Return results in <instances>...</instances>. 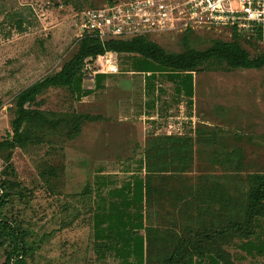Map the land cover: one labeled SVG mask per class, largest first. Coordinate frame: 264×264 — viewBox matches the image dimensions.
Returning a JSON list of instances; mask_svg holds the SVG:
<instances>
[{
  "label": "rangeland",
  "instance_id": "374dc122",
  "mask_svg": "<svg viewBox=\"0 0 264 264\" xmlns=\"http://www.w3.org/2000/svg\"><path fill=\"white\" fill-rule=\"evenodd\" d=\"M110 1L115 0H0V141L12 132L15 97L60 71L76 52L79 14ZM195 33L186 45L199 51L211 46L212 40L231 37L223 29ZM182 34H154L150 40L169 53H181L187 47ZM254 51L252 57L264 52V47L257 45ZM141 59L119 55V75H104L98 82L97 76L87 74L74 94L50 89L39 96L41 110L99 117L86 121L77 137L70 140L65 134H53L48 142L16 149L10 175L0 156V180L18 184L8 216L22 223L36 245L33 264H123L118 252L100 248L95 215L109 206L108 191L120 189L132 177L144 178L145 151L157 132L158 137L182 134L192 139L194 161L181 175L185 184L205 175L226 174L213 162V150H243L244 183L246 173L264 169V68L229 69L225 63L210 62L188 78L195 81L189 95L181 88L184 74L172 81L169 72L147 73L149 68L143 67L139 71L144 72H139L134 64ZM205 126L207 142L206 136H197ZM48 166L60 170L57 179L41 178L40 171ZM169 178L157 186L166 192L180 187L177 179ZM102 181L108 185L97 188ZM89 185L91 193L83 195ZM182 199L192 197L182 195ZM173 203L165 198L153 201L147 224L167 232L168 239L186 237L197 227L193 208L184 210L182 202L176 211ZM127 211L134 215L136 208ZM4 252L0 248V264H5ZM128 261L133 263L134 258Z\"/></svg>",
  "mask_w": 264,
  "mask_h": 264
},
{
  "label": "trees",
  "instance_id": "16d2710c",
  "mask_svg": "<svg viewBox=\"0 0 264 264\" xmlns=\"http://www.w3.org/2000/svg\"><path fill=\"white\" fill-rule=\"evenodd\" d=\"M113 2L110 1L107 5ZM195 34V31L183 33V44H188ZM229 34L231 37L228 41L212 40L211 46L204 51L186 45L181 53H169L151 41L150 36L102 40L95 34L86 33L78 39L76 52L64 63L60 71L36 81L15 97L16 117L12 121V132L6 139L0 141V156L6 163L5 173H9L8 175L14 173L10 162L16 149H26L48 142V138L53 134H65L68 139H74L81 133V127L86 121L99 120L97 116L75 112L62 114L41 110L43 100H38L39 96L50 89H68L74 94L79 90L82 78L96 69L95 61L99 55L113 52L118 55L139 56L142 59L134 64L137 71L143 67L149 68L146 70L147 73L169 72L174 75L171 76L172 81L178 75L184 74L185 77L180 80L181 88L189 95H193V77L191 80L188 78L200 72L204 65L210 62L225 63L229 69L264 68V52L251 56V52L255 53L254 50L257 49L256 42L246 41L235 30H231ZM152 68L154 70H150ZM103 76H97L98 82ZM205 127L197 132L198 137L206 136L204 141L210 138L204 134L205 129H208V126ZM204 141L195 143L201 145ZM193 150L192 139L185 136H156L150 140L145 151L144 178L132 177V180L120 189L111 191L109 206L102 207L103 213L95 215L97 219L95 239L100 248L106 247L118 252L120 257H124L123 264H192L193 258H203L210 253L223 260L224 253L220 247L207 248L221 240L222 227L208 229L196 227L186 237L168 239V233L164 230L151 224L148 226L147 209L149 210L153 201L160 203L164 198L171 202L182 201L184 210L196 209L200 201L210 202L215 200V197L221 198L228 189L232 198L240 196L245 199V211L243 214H239L237 210L232 211L231 223L225 230L229 229L231 239L247 238L251 235L249 230L252 229L254 219L264 216V169L246 173L244 183L240 176L243 150L240 148L232 152H225L227 151L225 148L224 152L213 150V162L219 164L226 174L220 173L213 177L205 175L199 177L194 184H185L183 180L186 177L181 175L188 172L194 161ZM59 172L57 167L48 166L40 171V176L48 181L51 178L57 179ZM169 176L181 184L180 187L172 188V192H166L165 188L157 186V182L161 180L164 184L165 180L170 179ZM223 180H229L230 186L223 187ZM17 187L18 184L9 179L0 180V248L5 251V264H33L32 257L36 245L33 246L29 241V233L23 228L22 223L8 216L7 208ZM87 193H91L90 185L83 195ZM182 195H188L192 200H184ZM121 198L124 203H120ZM133 206L136 208L134 215L127 211ZM197 221L195 219V223ZM142 231L144 235L141 234ZM104 240L108 241V245H105ZM129 257L134 258L133 263L128 261Z\"/></svg>",
  "mask_w": 264,
  "mask_h": 264
},
{
  "label": "built area",
  "instance_id": "2783aa9c",
  "mask_svg": "<svg viewBox=\"0 0 264 264\" xmlns=\"http://www.w3.org/2000/svg\"><path fill=\"white\" fill-rule=\"evenodd\" d=\"M77 27L78 39L92 33L102 40L201 29L235 30L246 41L264 47V0H115L83 10ZM118 56L113 52L99 55L91 75L122 73Z\"/></svg>",
  "mask_w": 264,
  "mask_h": 264
},
{
  "label": "crops",
  "instance_id": "0c3cea01",
  "mask_svg": "<svg viewBox=\"0 0 264 264\" xmlns=\"http://www.w3.org/2000/svg\"><path fill=\"white\" fill-rule=\"evenodd\" d=\"M193 83L195 84L194 77ZM194 87L193 85V88ZM154 136H158V132L154 134ZM179 136H182V134H179ZM222 184L223 187L225 185L230 186V181L223 180ZM98 185L97 188H104L108 185V181L98 182ZM113 190L108 191L109 199L111 198V191ZM100 191L99 189V192ZM236 199H238V201H235ZM109 201H111V199ZM181 203L182 201L173 203V205L176 206V211L179 210ZM235 203H237V205H235ZM234 210H237L239 214H243L245 211V199L240 196L232 198L229 189L222 194L221 198L217 199V197H215V200L210 202L200 201L198 207L196 209L193 208L192 215L196 216L195 219L198 220L196 222L198 228L202 229L205 227L208 229L214 228L215 226L223 228L221 240L218 241L217 244L207 246V248L213 249L220 247L223 250L224 259L220 260L215 254L210 253L206 254L203 258H193L192 264H264V216L254 219L252 229L249 230L251 231L249 237H236L231 239L229 229L227 228L225 230V227H228L231 223V212Z\"/></svg>",
  "mask_w": 264,
  "mask_h": 264
}]
</instances>
